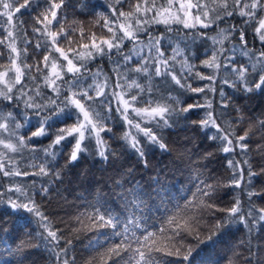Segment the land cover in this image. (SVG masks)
Returning <instances> with one entry per match:
<instances>
[{
	"label": "snow or ice",
	"instance_id": "obj_1",
	"mask_svg": "<svg viewBox=\"0 0 264 264\" xmlns=\"http://www.w3.org/2000/svg\"><path fill=\"white\" fill-rule=\"evenodd\" d=\"M78 4L79 0L75 4L69 0H0V60H6L0 64V105L9 109L0 115V178L7 182V187L0 184V203L6 202L13 211L23 209L35 218L42 229L35 234L49 246L54 264H77V257L69 253L75 252L74 239L80 236L67 238L42 210L40 200L51 191L49 184L63 183L67 171L84 155L115 166L130 152L137 166L147 168L153 149L168 151L164 131L180 120L187 122L190 113L203 110L191 125L226 155L229 173L226 181L197 176L192 199H186V210L222 214L215 218L206 239L201 240L199 230L192 227L193 221L199 223L196 217L177 219L174 213L158 229L146 226L136 215L144 206L141 198L146 193L135 180V166L123 171L125 179L114 181L121 189L118 196L124 208L131 206L132 214L123 216L97 201L90 205L91 212L74 218L79 227L73 226L71 232L93 233L84 245L91 253L80 264H210L215 245L223 242L222 235L233 224L243 225L246 236H252L257 222H264V207L253 202V197L264 196V191L252 190L253 179L264 175V167L255 171L248 158L249 140L256 132H264V118H249L248 128L238 134V126L245 122L244 111L233 106V97L225 91L230 88L243 96L264 93V0H211V6L206 0H102L91 6L92 11H85L88 5L78 8ZM97 6L102 10L95 12ZM69 7L74 17L78 13L95 18L69 21ZM23 15L30 20L21 19ZM95 28L106 30L107 35H98L92 31ZM159 29L162 31L157 34ZM249 31L254 33L251 44ZM169 33L183 35L185 41L199 38L205 58L199 64L187 57L177 60L184 55L179 47L168 55ZM105 60L112 65L111 74L102 66ZM204 81L207 83H200ZM186 95L194 102L182 100ZM229 109L235 111V117ZM21 116L23 122L18 119ZM69 120L73 123L68 124ZM113 124L123 129L118 137L120 151L109 143L117 139ZM42 139L51 142L40 146ZM257 148L264 152L261 145ZM213 155L206 152L202 159ZM158 175L153 178L157 184ZM24 177H40L42 182H14V178ZM219 188L246 191L247 210L241 198L230 207L219 206ZM6 224L0 221V233L9 230ZM186 236H194L204 246L194 249ZM28 238L32 239L31 233ZM0 241L8 246L2 235ZM25 250L26 242L20 241L15 251ZM232 251L235 261L253 264L261 249L254 250L248 239L237 241Z\"/></svg>",
	"mask_w": 264,
	"mask_h": 264
},
{
	"label": "trees",
	"instance_id": "obj_2",
	"mask_svg": "<svg viewBox=\"0 0 264 264\" xmlns=\"http://www.w3.org/2000/svg\"><path fill=\"white\" fill-rule=\"evenodd\" d=\"M23 3V0H19ZM102 0H79L77 7L88 5L85 11H92V5H98ZM211 6V0H206ZM70 4H75L76 0H69ZM102 9L100 7L95 8V12H99ZM125 10H129V6L125 5ZM23 11V10H22ZM66 13L69 21L73 18L83 19L91 21L94 16H80L78 13L74 17V10L72 7L66 9ZM19 15V14H18ZM24 20H30L28 15L20 17ZM237 19H239L237 17ZM70 27V23L65 25ZM226 27V25H221ZM98 35H107L106 30L101 32L99 28L92 29ZM159 29L157 34H159ZM87 35V33H86ZM254 33L249 31L248 41L253 43ZM79 40V37H76ZM168 39L171 40V46L167 48V54H172V48L179 47L183 50L184 55L178 56L177 60H183L186 57L192 62L199 64L200 60L204 59L203 46L199 38L195 42L190 39L185 41L183 35L177 36L175 33H169ZM166 39L165 43H168ZM83 42L87 43V39ZM35 43V41H33ZM187 43V47L185 44ZM62 46H67V42L64 41ZM255 46L258 49L260 47L259 41H255ZM76 47V45H73ZM130 48L131 45L129 44ZM58 55V54H57ZM199 55V59H196ZM31 63V61H29ZM6 60H0V64H5ZM102 66L105 71L111 74L112 65H109L107 60L103 61ZM134 66V65H133ZM0 70H3L0 68ZM176 71L180 72V65H176ZM207 71V70H204ZM147 84V81H143ZM155 84L159 85L160 81L155 80ZM201 84L207 83L206 81L200 82ZM225 91L230 93L233 97V106L241 107L244 111L245 122H243L237 128L238 134H243V130L248 128L249 118H264V93H253L247 96L233 92L232 89L226 88ZM167 96V92L164 93ZM211 96L212 93H209ZM218 99V97H216ZM182 100L187 103H193L192 99L188 96H184ZM142 106V105H141ZM9 109L0 105V115H6ZM223 111V110H221ZM231 117H235L236 113L232 109ZM203 110L194 111L189 114L188 121L180 120L172 129H166L163 133L164 140L167 143L168 151H162L158 148L153 149L148 155V167L144 168L143 165H136V158L130 152H127L120 158V161L115 166L111 164L106 165L99 158L84 155L74 167H71L67 171V174L63 177V183L56 181L50 183L51 191L47 197L40 202L43 205L42 210L49 216L55 227H59L64 230V234L69 239H74L76 235L80 236L79 240L74 239L73 248L75 252H70V255L77 257V264H80L81 260L86 259L91 253L90 249H85L84 245L88 243V239L93 235L92 232L72 233L71 228L73 226L79 227L73 223L74 218L81 213L91 212L90 205L99 201L101 204L108 208H112L114 211L121 213L123 216H130L133 212V208L129 206L124 208V204L118 194L121 189L114 186L115 180L125 179L122 173L125 169L135 166V180L139 181L140 185L144 187L146 193L141 199L144 201V206L136 211V215L140 216L149 229L159 228L161 222L174 213H177V219L181 217L192 218L196 217L199 223L193 221L192 227L198 229L200 232L201 240H204L209 235V229L215 223V218L222 215L216 213L215 216L210 215L207 210L201 212L197 208L185 209L184 205L187 200L192 199L191 193L195 191V185L198 183L197 176L200 179H207L209 175L217 177L221 180H227L228 171L226 170V155L220 151H217L216 144L211 143L206 139L204 133L198 128L191 125V121L199 120ZM231 117H224L225 120ZM23 122V117H18ZM219 122V121H218ZM73 123L72 120L68 121V124ZM113 133L117 139L109 140L114 150L120 151V145L122 141H119L118 137L123 131L122 128L113 124ZM35 130V129H33ZM21 133L26 132V129H21ZM214 131V129L212 130ZM30 135V133H28ZM113 135V134H109ZM264 132H256L251 136L249 140L250 149L248 158L251 160L254 170L259 172L264 167V152L257 148V145L264 147ZM50 139H42L40 146H47L50 143ZM70 147V146H69ZM2 150V149H0ZM67 151V149H66ZM206 152H212L214 155L209 160L202 159ZM239 158V157H238ZM39 163V161H37ZM61 165L64 160H60ZM207 167H203V165ZM117 168H120V173L117 172ZM31 171L32 169H28ZM159 184L154 183L153 178L157 177ZM35 179L37 185L42 180L40 177H24L14 178V182L17 184L31 183V180ZM47 180L48 178H44ZM0 184L7 187V182L0 178ZM149 185L151 187H149ZM125 188L128 184L124 185ZM252 190L264 191V175L255 177L252 181ZM236 198H241L245 204V211L247 210V194L246 191L236 188H219L216 193V203L221 207H230ZM40 198H38L39 200ZM253 202L260 207H264V196H254ZM179 206V207H178ZM0 221H7L5 225L8 227V231L0 233L4 240H7L8 246L6 247L3 241H0V264H19V261H23V264H54L53 253L49 250V246L42 242L41 237L36 236L37 231H42L36 223V220L29 213L23 209L19 211H13L7 203H0ZM183 224V220H180ZM262 223L257 222L255 226L254 234L252 236H246L247 229L243 225L233 224L221 239L223 242L217 243L215 249L211 252L210 264H230L233 261L234 264H243V261H235L233 257L232 249L236 245L237 241L251 239L253 249L260 248L261 251L258 257L253 258V264L259 260L260 264H264V227ZM29 233L32 235V239L29 240ZM118 240V238H113ZM186 242L191 243L193 248L203 247L194 236H186ZM20 241L26 242V250L23 252H16V246ZM63 243V242H62ZM31 245H38V247H31ZM208 249L205 248V253H208ZM164 259H174L171 257H164Z\"/></svg>",
	"mask_w": 264,
	"mask_h": 264
}]
</instances>
